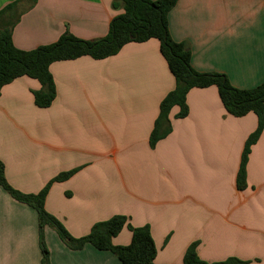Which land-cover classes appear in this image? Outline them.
Listing matches in <instances>:
<instances>
[{
	"label": "crops",
	"instance_id": "crops-1",
	"mask_svg": "<svg viewBox=\"0 0 264 264\" xmlns=\"http://www.w3.org/2000/svg\"><path fill=\"white\" fill-rule=\"evenodd\" d=\"M15 1L0 0V11ZM113 3L37 0L14 28V45L33 51L66 32L104 38L124 13ZM168 20L172 39L189 46L198 72L225 74L239 89L264 82V0H179ZM50 71L56 85L50 107L36 106L42 86L30 77L6 85L0 96V161L12 187L38 194L76 171L52 185L45 204L74 238L121 215L135 228L150 227L156 264H183L196 242L209 263L235 257L264 264V132L251 148L247 188H237L246 142L258 127L254 113L234 117L217 87L193 89L188 116L178 119L175 107L172 133L152 148L160 105L176 86L158 40L128 44L103 60L55 62ZM44 232L58 264H122L90 244L69 249L51 227ZM39 234L37 211L0 186V243L30 239L39 250ZM131 241L128 228L113 240Z\"/></svg>",
	"mask_w": 264,
	"mask_h": 264
},
{
	"label": "trees",
	"instance_id": "trees-1",
	"mask_svg": "<svg viewBox=\"0 0 264 264\" xmlns=\"http://www.w3.org/2000/svg\"><path fill=\"white\" fill-rule=\"evenodd\" d=\"M179 0H114V8L122 7L124 13L114 18L109 34L93 41L79 39L66 32L58 42L39 47L33 51L18 49L13 42V31L21 16L36 4L37 0H17L0 11V96L3 88L13 81L30 77L42 86L34 92V101L39 108H48L56 98V85L50 67L55 62L76 60L89 56L103 60L118 54L131 43H145L152 39L160 42V52L170 72L175 78V89L160 105L159 116L150 136V146L154 148L172 133L171 111L180 109L177 118L189 114L187 97L193 89L217 87L226 111L234 117H244L254 113L258 127L248 138L243 152L242 163L237 177V188H247V162L254 146L264 132V82L253 89H239L232 85L222 73H201L192 66V52L186 43L175 42L169 30V14ZM24 6H21V5ZM22 8H21V7ZM76 171L60 174L38 194H25L12 187L5 173V165L0 161V186L15 200L33 207L39 215L40 245L48 253L45 228L56 230L62 242L72 250H82L87 244L99 251L115 254L122 264H156L157 248L149 226L135 228L126 216H114L95 224L91 232L82 238H74L64 225L46 208V199L54 183L68 180ZM125 228L132 232L128 246H117L113 240ZM198 242L186 251L183 264H248L231 257L225 261L209 263L202 260L197 252Z\"/></svg>",
	"mask_w": 264,
	"mask_h": 264
},
{
	"label": "rangeland",
	"instance_id": "rangeland-1",
	"mask_svg": "<svg viewBox=\"0 0 264 264\" xmlns=\"http://www.w3.org/2000/svg\"><path fill=\"white\" fill-rule=\"evenodd\" d=\"M215 73H218V72H215ZM58 183H62V182H58ZM25 194H32V193H25ZM53 230L56 232L55 229ZM56 234L58 235L57 232ZM39 243H40V234H39ZM46 247L48 249V253H45L44 250H42L41 245L39 247V250H32V240L30 239H27L26 241H6L4 245L3 243H0V264H58L57 263V253L58 252L52 249L50 244L47 242H46Z\"/></svg>",
	"mask_w": 264,
	"mask_h": 264
}]
</instances>
